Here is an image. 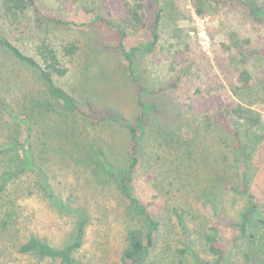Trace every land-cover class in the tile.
I'll return each mask as SVG.
<instances>
[{"label":"rangeland","instance_id":"374dc122","mask_svg":"<svg viewBox=\"0 0 264 264\" xmlns=\"http://www.w3.org/2000/svg\"><path fill=\"white\" fill-rule=\"evenodd\" d=\"M35 1L43 17L67 24L38 26L29 10L16 29L0 5V37L40 64L36 47L45 42L54 49L67 72L53 80L80 111L86 113L90 101L98 111L121 113L132 125L140 113L138 100L158 108L146 116L133 176L135 194L161 224L152 264L180 259L183 233L174 209L183 210L184 221L195 228V246L203 257L199 238L213 225L206 213L218 219L228 240L239 232L227 222H239L253 203L258 221L264 220V21L250 17V0H161L164 10L151 51L143 47L153 43L156 6L154 0H143L145 28L126 26L122 41L130 62L116 50L118 31L103 22L119 25L105 0ZM68 45L77 50L66 54ZM242 70L252 77L247 87L238 80ZM197 88L221 89L224 98L251 111L257 126L251 132L234 121L228 131L216 122L206 127L209 117L202 110L196 119L186 112ZM0 98L25 121L13 122L0 109V143H23L34 168L19 173L0 193V264H63L18 252L30 236L56 248L73 242L78 214L60 210L55 199L86 214L81 247L72 254L76 264H118L125 229L140 221L132 220L116 176L105 174L102 160L104 155L113 167H126L129 129L112 121L93 123L82 112L64 109L49 96L38 73L1 45ZM18 160L15 153L0 154V175L15 170ZM254 234L264 237V223L256 222ZM258 257L264 259L261 253Z\"/></svg>","mask_w":264,"mask_h":264},{"label":"trees","instance_id":"16d2710c","mask_svg":"<svg viewBox=\"0 0 264 264\" xmlns=\"http://www.w3.org/2000/svg\"><path fill=\"white\" fill-rule=\"evenodd\" d=\"M106 6L115 19L119 22V25L112 23L111 21H103L107 26L116 29L119 33V43L116 47L123 57L130 62L131 55L128 54L122 41L126 37V26H136L137 28H145L144 14H143V0H105ZM215 3L225 4L222 0H214ZM156 11L153 15V22L150 26V36L153 43L144 46L143 49L151 51L155 43L158 40V29L162 19V13L164 10V4L161 0H154ZM1 9L4 16L12 24H15V28L21 27L19 24V17L27 11H32L35 22L37 25H42L44 22L49 21L55 24L66 25L59 20H48L43 17L37 7L35 0H0ZM248 11L250 17L254 20L264 21V3L257 5L255 1H248ZM200 13V11H198ZM47 19V20H46ZM0 45L9 52L12 57L26 67L35 70L38 73V78L41 83L46 87L49 96L57 102L62 104V107L68 111L82 112L87 119L93 123H101L106 121H112L116 123H123L129 129L130 143L128 145V159L126 167H113L114 163L107 161V157L103 155L102 165L104 166L105 174L109 173L116 176L117 187L119 194L127 201L130 206L129 214H131L132 220H139V224H132L125 229L124 233V245L119 257L118 264H152L151 250L154 246L155 237L160 230L161 224L153 217L148 210L146 204H144L139 197L135 194L133 187V176L139 163L138 151L139 140L144 136L147 126V115L149 113H158L156 105L144 102L142 100L137 101L139 108V114L135 116L134 123L129 125L123 118V115L119 112H101L98 111L92 102L87 101V112L80 111L74 98L66 91L58 87L53 76H64L66 70L61 67V63L54 51L45 42H41L36 47V55L40 60L41 65L36 58L25 54L20 48L14 45L12 42L0 37ZM74 45H68L64 47L66 54H73L76 51ZM238 80L243 86L247 87L251 84L252 77L246 70H242L238 75ZM221 89L213 91L212 89L205 92L204 89L197 88L192 96L190 105L187 106V113L193 114L196 119L201 115L203 117H209L204 121L206 127H212L215 124H220L226 131L229 130V124L231 121L237 124H242L246 128V131L251 132L257 123L250 116V110L245 109L242 105L234 104L229 98H224ZM0 109L5 110L7 115L13 122H19L24 124L23 119L19 120L11 111L6 103L0 98ZM208 115V116H207ZM213 117V118H212ZM214 121V122H213ZM196 123V120H195ZM242 150V149H241ZM240 150V151H241ZM8 153H15L18 160L17 168L15 170L4 171L0 175V193L4 192L6 186H8L19 173L24 170H33V158L29 149L25 148L23 143L17 142H3L0 143V154L5 155ZM52 199V196H50ZM13 203V201H10ZM60 210L74 211L78 214L76 221V231L73 238V242L63 248H56L48 244L45 240H42L36 236H30L26 242L21 243L18 247V252L25 255H35L41 259L59 260L63 264H76L72 254L81 247L86 214L79 209H71L65 203L60 200H54ZM257 205L253 203L242 214L241 220L237 223L227 224L233 228L238 229L239 236L231 240L226 239L220 230L218 225V219L210 214L206 213L212 218L213 225L208 227L199 240V246H202L206 254L205 257L199 254V250L195 246V228L189 227L184 221V211L174 209L172 214L176 219L179 229L182 231L183 243L177 249V254L180 259L177 264H237L235 258L237 253H240V264H264V259L258 256L264 257V244L263 235L260 237L255 236V224L256 222L264 223V220L258 221ZM254 215L256 217H254ZM8 217V216H7ZM256 220V221H255ZM254 221V222H253ZM3 226L6 225V221H2ZM240 242H243L242 248L239 247ZM238 250V251H237Z\"/></svg>","mask_w":264,"mask_h":264}]
</instances>
